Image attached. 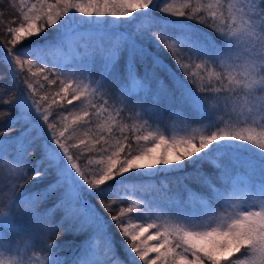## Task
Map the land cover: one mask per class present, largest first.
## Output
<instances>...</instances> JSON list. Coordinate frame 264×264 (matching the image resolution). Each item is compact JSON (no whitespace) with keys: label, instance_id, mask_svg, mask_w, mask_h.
Here are the masks:
<instances>
[{"label":"snow or ice","instance_id":"6c2138e0","mask_svg":"<svg viewBox=\"0 0 264 264\" xmlns=\"http://www.w3.org/2000/svg\"><path fill=\"white\" fill-rule=\"evenodd\" d=\"M8 2L7 21L0 11V65L7 70L0 72V81L7 78L19 92L0 85V170L8 169L10 186L7 203L0 205V264L33 259L27 251L36 247V239L29 230H19L18 216L51 221L57 212L48 236L40 238L41 264H264V0H183L178 6L169 0H19L18 7ZM124 24L131 30L120 31ZM65 48L81 55V61H50ZM154 49L167 52L183 78ZM40 77L49 85L59 80V91L37 100L33 78ZM136 90L152 93L157 103L177 104L174 111L184 118L185 134L125 136L126 126L120 127L109 112L97 126L107 138L103 132L87 142L72 137L78 139L72 148L94 149L101 157L98 170L82 168L67 142L68 132L109 111L107 100L97 106L91 98L118 93L127 107ZM57 98L68 105L82 100L85 106L68 122L67 116L54 118ZM221 107L226 119L215 115ZM58 111L68 109L60 105ZM194 121L206 123L188 132ZM115 127L121 138L109 143ZM250 150L259 159L256 180V162L242 159ZM189 166L192 170L180 180L191 179L203 189L198 193L184 186L195 210L154 207L133 198L140 189L126 183L125 173L183 172ZM50 171L56 179L42 192L19 191ZM57 190L56 203L41 212L39 205ZM125 202L127 207H116ZM62 229L74 236L87 233L71 261L61 257L52 237ZM150 229L155 231L146 236Z\"/></svg>","mask_w":264,"mask_h":264},{"label":"trees","instance_id":"16d2710c","mask_svg":"<svg viewBox=\"0 0 264 264\" xmlns=\"http://www.w3.org/2000/svg\"><path fill=\"white\" fill-rule=\"evenodd\" d=\"M169 2L175 3L177 6L179 3L183 2V0H169ZM204 3H208L209 0H203ZM12 3H14L17 7L19 5V0H12ZM193 3L196 4L197 0H193ZM0 4L3 5V8H0V11L5 12L4 19L7 21L10 17L8 13L11 11L9 7L8 0H0ZM159 14V13H158ZM193 25H195L196 29H198L201 32L208 33V35L214 36L212 31L208 28H206L202 24H197L195 21H191ZM125 30H131V26L124 24L120 31ZM155 50V49H154ZM158 51V54L161 56L163 61L169 66L171 71H174L177 75L181 76L183 78V73L177 68L175 61L172 59L170 55L167 54V52L160 50ZM50 61L52 62H59L61 64H71L73 61H81V55L77 54L74 50H69L65 48V50L61 53H58L56 55L49 57ZM51 66V65H49ZM100 69V61H97L96 69L93 72V75H97ZM72 69H69L71 71ZM190 71L195 72V68L189 69ZM217 71H221V69H216ZM7 70L4 68L3 65H0V72H6ZM204 75L205 80H207L206 73H201ZM24 75L27 76V72H24ZM63 79V77H61ZM34 86H35V98L39 100L41 97L45 95L51 96L52 94L59 91V88L61 87L59 80L55 84L49 85L47 81L43 80L42 77L40 78H33ZM67 82V80H65ZM87 83V80L84 81ZM226 82V81H225ZM0 85H4L6 88H8L9 93H18L19 89H14L10 85V81L6 78L3 81H0ZM83 86V85H81ZM75 87V85H73ZM195 87V85H193ZM8 93H6L7 95ZM61 95H64L61 93ZM72 96L71 90H69L67 94V99L70 100ZM142 99H150V103H148V107L152 106L150 104L158 105L157 102L154 101L153 94L148 92H141L140 90H136L132 102L125 107L122 103H120V98L118 93H114L107 97H95L91 98V102L93 104H96L99 106L100 104H103L105 100H107V107L109 109L108 112L103 113V118H97V116H92L89 124L87 126H81L76 127L75 131L69 130L68 132V144L71 148V151L74 155L79 156L80 159L78 160V163L82 168H91L93 170H98L97 161L101 158L99 154L96 153L94 149H90L89 151H85L83 148H72V145H76L78 143V139H84L86 142L96 133V132H103L107 138V133L104 132L102 128H98L97 126L100 124H103L107 121V117L109 112H111L112 116L116 117L118 123L120 124V127H125L123 135L132 137L133 135H147L144 134L148 127H146L145 124L148 122H144V119L142 115H137L138 113H143L142 107L145 106L146 102H141ZM45 104L47 102H44ZM60 105L65 106L68 111L64 113H60L58 111V107ZM142 105V106H141ZM177 107V104H175ZM83 101H73L72 105L67 104V100L60 101L57 98V105H54L53 108L57 109L55 117L57 118L59 116H67V121L71 122L72 117L74 115L80 114V112L84 108ZM0 107H4V105H0ZM121 110L119 116H117V110ZM174 109L173 107L166 108V111L168 113H171V110ZM89 112H94L95 110L92 108L88 109ZM174 112V110H172ZM187 115H189L193 119L192 115L186 111ZM13 114H15V109H13ZM172 119V118H170ZM170 122H179L178 120H169ZM205 121L197 122L194 121L192 124L187 125L188 129H192L194 126H198L201 124H204ZM206 123V122H205ZM149 126V124H148ZM57 127L59 130H63V124L62 122L57 119ZM120 127H115L114 131L112 133L113 139L109 141V143H115L116 138H121V131ZM150 127V126H149ZM91 129V131H89ZM133 129H136L135 132H133ZM151 129V128H150ZM149 129V131H150ZM89 132L88 136H85L84 133ZM73 136L78 137L72 138ZM145 142H141L139 146H144ZM151 146V145H148ZM107 147V145H105ZM133 147H137V145L133 142ZM242 159H253L256 162L257 165V171L253 177V180H256L259 178V159L256 155L252 154L251 152H248L245 156H242ZM92 160V164L89 165L88 161ZM203 168L206 172L213 173L214 170L209 167L208 164H204ZM5 169V167L0 170V173ZM192 170V166L187 167L183 172H172L168 169H161L158 174L156 173H125L126 183L127 186L131 188H137L140 189V191L135 192L134 197H142L146 201H151L153 203V206H162L168 209H177V208H187L190 210H195L198 206L192 205L188 203V195L189 193L185 190V185L188 186V188L192 189L195 192H202L203 189H201L200 185L193 182L191 179H184L183 181L180 180V177H183L185 173L190 172ZM31 170H29L30 172ZM8 176V175H7ZM7 176L3 178V180L7 179ZM56 179L54 171H50L49 175L42 181L38 182H29L24 184V187L22 189H19V191L27 194L29 192H35V191H43L49 183L54 182ZM21 181H17V183H20ZM1 186V183H0ZM10 187V186H9ZM61 190H57L55 192L49 193L47 195V198L39 205V209L41 212H43L44 209L50 208L53 204L56 203V200L58 199L60 195ZM9 194V192H8ZM112 196H106L105 199H113ZM93 201V203L96 202V197H89ZM5 204V203H4ZM0 205H3L2 202ZM128 203L125 202L124 204H117V208L119 207H127ZM99 207V205H97ZM116 209L113 210V214ZM60 212H57L55 216L52 218L51 221L47 219L42 218H29L27 216H18V224H19V230H29L31 233L34 234V238L36 239V247L30 249L34 252V256L37 257V260L34 261L35 264H41V259L43 254L38 251L39 247H41L40 238L41 237H47L48 236V228L50 224H55L56 220L59 219ZM107 218V216H106ZM135 222V221H133ZM66 228L67 225H64ZM114 233V240L116 244V250L121 256V258L124 257V251L122 250V242L119 234L116 232V229L113 227L112 229ZM155 229H150L148 233H145V235H150L153 233ZM53 239L56 240V243L59 245L60 248V255L61 257H66L69 261L72 260L74 256L79 254L81 249V242L85 241L87 238V233L80 235V236H74L71 232H64L63 229L60 232L52 233ZM151 255V254H150ZM189 259H191V255L189 254Z\"/></svg>","mask_w":264,"mask_h":264},{"label":"rangeland","instance_id":"374dc122","mask_svg":"<svg viewBox=\"0 0 264 264\" xmlns=\"http://www.w3.org/2000/svg\"><path fill=\"white\" fill-rule=\"evenodd\" d=\"M146 102L145 106L142 107L143 110V119L144 122H148L146 125V127H148L150 129V131H154V132H158L161 134H164L167 137H172V136H180V135H184L185 132L182 131V129H184L186 127V125L184 123H182L181 121L184 119L183 117H181L179 115V113H176L175 111L172 112V110L176 109L177 107H175V103H173V101L171 100H167V99H161L157 104L158 105H154V104H150L152 106L148 107V103H150V99H142L141 102ZM174 108L171 110V113H168L166 111V108ZM185 114L187 115L186 111ZM217 117H221L223 116V118H227L226 116H224V110L221 107L220 111L216 112L215 114ZM141 116V115H140ZM188 119L191 118L189 115ZM172 118V119H170ZM169 120H178L179 122H170ZM197 122H201V121H197ZM149 124V126H148ZM205 124V122H204ZM204 124L198 125V126H194L193 128L196 129H200L203 128ZM149 129L146 130V132H144V134H148ZM192 129H188L187 127V131L191 132ZM211 130H215V129H211ZM208 134V133H205ZM252 154L256 155L253 151H249ZM7 175H9L8 173V169L5 167V169L0 173V176H2L3 178L6 177ZM1 186H0V203L2 202V204H6L7 203V196H8V192H9V182L8 179L6 180H2L0 181ZM23 246V244L21 245ZM34 252L29 248L27 251V257H32L33 259L29 260V264H35L34 261L37 260V257L34 256L33 254Z\"/></svg>","mask_w":264,"mask_h":264}]
</instances>
